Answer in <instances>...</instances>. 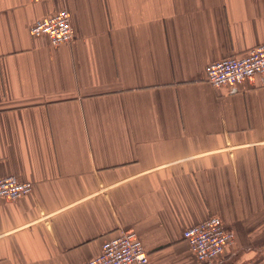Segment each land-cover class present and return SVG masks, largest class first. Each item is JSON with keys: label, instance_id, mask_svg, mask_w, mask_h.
<instances>
[{"label": "crops", "instance_id": "crops-1", "mask_svg": "<svg viewBox=\"0 0 264 264\" xmlns=\"http://www.w3.org/2000/svg\"><path fill=\"white\" fill-rule=\"evenodd\" d=\"M67 8L75 37L31 25ZM264 42V0H0V264H83L132 231L148 264H200L184 230L264 264V75L214 86L209 63Z\"/></svg>", "mask_w": 264, "mask_h": 264}, {"label": "built area", "instance_id": "built-area-1", "mask_svg": "<svg viewBox=\"0 0 264 264\" xmlns=\"http://www.w3.org/2000/svg\"><path fill=\"white\" fill-rule=\"evenodd\" d=\"M30 30L35 36L49 35L54 44L68 43L75 37L67 8H60L47 17L37 19ZM255 74L264 75V42L254 45L245 54L215 60L206 67V78L214 86L236 84ZM32 191V182L21 181L13 174L0 175V197L16 199ZM183 235L200 264H213L236 241L235 231L227 227L218 215H212L189 226ZM148 263V252L137 234L123 231L120 235L104 241L101 251L83 264Z\"/></svg>", "mask_w": 264, "mask_h": 264}, {"label": "water", "instance_id": "water-1", "mask_svg": "<svg viewBox=\"0 0 264 264\" xmlns=\"http://www.w3.org/2000/svg\"><path fill=\"white\" fill-rule=\"evenodd\" d=\"M209 264H211V263H209Z\"/></svg>", "mask_w": 264, "mask_h": 264}]
</instances>
